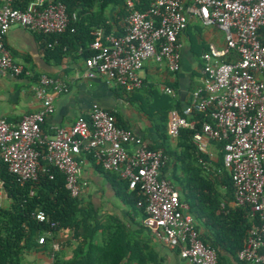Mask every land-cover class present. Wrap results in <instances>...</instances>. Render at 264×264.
Wrapping results in <instances>:
<instances>
[{"label":"built area","instance_id":"built-area-1","mask_svg":"<svg viewBox=\"0 0 264 264\" xmlns=\"http://www.w3.org/2000/svg\"><path fill=\"white\" fill-rule=\"evenodd\" d=\"M144 1L146 7L139 9L136 0H125L127 14L120 34L95 29V39L88 45L92 53L84 58V76L98 75L129 95L143 85L140 70L146 60L171 72L181 69L179 36L192 18L223 33L222 48L209 44L201 54L199 83L182 112L190 116L194 110L209 111L212 121H203L192 136L196 162L208 172H221L214 167L221 154L233 185V205L248 204L261 222L250 229L237 259L264 264V81L259 78L264 75V0ZM12 2L0 0V69L20 76L27 72L5 44L8 30L16 25L38 36L60 34L77 14L69 16L62 0H33L25 10L14 8ZM30 88L40 102L37 110L15 123L0 116V158L21 184L45 170L41 159L64 175L65 188L79 198L87 186L81 179L79 158L90 155L96 165L125 180L129 190L137 188L143 195L144 202H137L144 209L143 225L160 232L164 246L178 249L179 256L190 264H216V253L201 240L192 214L180 202L179 189L161 176L169 159L164 149L150 148L146 140L119 126L112 111L100 106H93L72 124L46 133L42 126L54 112L53 95L67 92L68 86L41 74ZM161 91L174 93L167 85ZM168 117L167 133L173 139L179 128L195 127V120H187L176 109ZM35 218L48 221L41 210ZM45 240V234L37 238L38 244ZM51 247L54 252L60 247L54 237Z\"/></svg>","mask_w":264,"mask_h":264},{"label":"crops","instance_id":"crops-1","mask_svg":"<svg viewBox=\"0 0 264 264\" xmlns=\"http://www.w3.org/2000/svg\"><path fill=\"white\" fill-rule=\"evenodd\" d=\"M118 12L116 6H110L105 12L114 34H120L123 27V18L118 16ZM4 41L14 61L22 65L27 73L15 76L0 69L1 117L15 123L23 115L37 110L40 102L30 86L39 75L46 74L65 82L68 91L53 95L54 112L46 117L42 126L44 132L51 133L55 127L70 125L79 115H86L93 106H100L115 114L119 126L140 136L149 145L161 144L154 122L155 112L166 107L173 108L167 94L161 91L162 87L171 86L174 91L172 98L179 99L184 105L199 83L204 48L209 44L222 48L224 44L220 30L215 26H203L197 17L192 18L179 36L181 69L171 72L152 59L146 60L140 70L142 87L127 95L98 75L84 76L81 49L63 56L59 61L51 57L46 60L40 36L16 25L8 30ZM29 72L32 76L28 75ZM259 78L264 81V75L259 74ZM168 121L169 117L167 128ZM79 159L81 179L87 182V186L78 200L82 207H90L96 214V243L110 241L114 258L122 259L123 264H190L179 256L178 249L164 246L160 232L143 225L141 206L126 201L123 184L116 173L99 169L87 156L82 155ZM0 195H3L1 189ZM2 199L1 203L5 201L4 196ZM228 204L234 207L233 200ZM68 238V235L58 233L54 240L60 246ZM50 248L37 244L27 249L22 254L21 264H54L56 251ZM73 248L74 245H61L56 253L66 261L72 257Z\"/></svg>","mask_w":264,"mask_h":264},{"label":"trees","instance_id":"trees-1","mask_svg":"<svg viewBox=\"0 0 264 264\" xmlns=\"http://www.w3.org/2000/svg\"><path fill=\"white\" fill-rule=\"evenodd\" d=\"M32 1L13 0L12 6L25 10ZM62 1L68 15L75 12L77 19L70 20L69 27L63 33L40 36L46 60L51 57L59 61L78 49L86 58L92 53L88 45L95 39V29L102 28L105 33L111 32L112 23L105 15L106 9L110 6L118 7L120 18L127 14L125 0ZM136 6L144 9L146 2L136 0ZM167 96L173 103L171 109L178 110L189 121L195 120V127L179 128L174 148L168 140L166 123L170 107L155 112L154 122L161 144L149 146L152 149L163 147L170 157L161 168V176L179 189L180 202L186 204L192 214L201 240L216 253V264H254L238 260L237 254L245 246L250 229L260 225L258 214H252L248 204L234 207L228 204L233 200V185L228 172L223 169L221 154L218 161L214 162L215 170L219 168L221 172H208L196 162L192 136L203 121H212L209 111L194 110L190 116L184 115L182 102L172 98L171 94ZM214 143L218 147L222 146L221 142ZM39 149L43 154L44 149ZM88 157L92 160L90 155ZM40 164L45 170H39L36 179L21 184L0 158V189L5 198L3 203L0 202V264H21L22 254L38 244L40 234L46 236L45 243L40 245L51 247L50 242L58 233L69 236L60 246L74 245V250L72 257L63 261L59 253H56L58 249L54 253V264H123L122 259L114 258L110 241L95 242L98 230L95 212L90 207H82L78 198L70 195L64 185V175L57 168L47 165L41 159ZM98 168L104 170L101 166ZM120 181L128 203L144 202L137 188L129 190L128 183L122 179ZM40 210L46 214L48 221H37L35 214ZM141 210L144 215L143 207ZM51 222L54 225L51 226ZM101 230L104 231V228Z\"/></svg>","mask_w":264,"mask_h":264},{"label":"rangeland","instance_id":"rangeland-1","mask_svg":"<svg viewBox=\"0 0 264 264\" xmlns=\"http://www.w3.org/2000/svg\"><path fill=\"white\" fill-rule=\"evenodd\" d=\"M169 136V135H168ZM168 140L170 142V145H173L172 147L176 148V144H175V139L171 138L170 136L168 137ZM220 157V153L218 154V158ZM221 158V157H220ZM224 169V168H223ZM177 188V187H176ZM3 198V195H0V202Z\"/></svg>","mask_w":264,"mask_h":264}]
</instances>
